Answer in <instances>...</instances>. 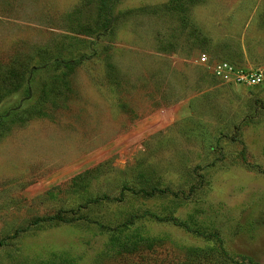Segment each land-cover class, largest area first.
<instances>
[{
	"label": "rangeland",
	"instance_id": "374dc122",
	"mask_svg": "<svg viewBox=\"0 0 264 264\" xmlns=\"http://www.w3.org/2000/svg\"><path fill=\"white\" fill-rule=\"evenodd\" d=\"M97 9L0 0V110L39 49L93 48ZM96 39L0 137V264H264V0H120ZM201 54L261 80H217Z\"/></svg>",
	"mask_w": 264,
	"mask_h": 264
},
{
	"label": "trees",
	"instance_id": "16d2710c",
	"mask_svg": "<svg viewBox=\"0 0 264 264\" xmlns=\"http://www.w3.org/2000/svg\"><path fill=\"white\" fill-rule=\"evenodd\" d=\"M97 3V19L94 22L93 35L96 40L93 42V48L89 50L86 54H80V58L72 57V60H63V58H54L46 55L45 50L39 49L37 51V56L35 59H39L40 62L33 63L29 66H22L19 70H9L5 76V83L7 86H10L12 89L6 90L7 92H19L20 98L18 101H14L10 108H5L0 110V137L3 133L6 132V129L10 124L15 122L23 121L31 116V113L39 114L41 105L46 101L47 95V80L49 79V72L57 68L64 69V71H69L73 68L75 63L87 62L91 58H98L101 50L96 49L95 45L99 40L96 38L104 37L114 30V25L117 20V6L120 0H94ZM101 39V38H100ZM108 50V47L106 48ZM83 56V57H82ZM14 69V68H13ZM23 71V72H22ZM40 72V73H39ZM41 72L48 74L47 78H43ZM20 73H25L23 79L19 77ZM93 77L91 76V79ZM40 79V80H39ZM23 80L24 82H22ZM14 93V94H15ZM10 94H5L3 97H6ZM8 98V97H7ZM3 99V98H2ZM5 100V99H4ZM23 107L22 105H26ZM32 117V116H31ZM153 190L155 187H151ZM64 216L59 211L55 214L45 217H39L36 221H50V220H62ZM203 253V252H202ZM204 256V254H203ZM240 261L246 262V264H261L257 258L252 255H241ZM223 257V256H221ZM224 259V257H223ZM208 264H222L216 263L214 260L212 262H207ZM206 264V263H202Z\"/></svg>",
	"mask_w": 264,
	"mask_h": 264
},
{
	"label": "built area",
	"instance_id": "2783aa9c",
	"mask_svg": "<svg viewBox=\"0 0 264 264\" xmlns=\"http://www.w3.org/2000/svg\"><path fill=\"white\" fill-rule=\"evenodd\" d=\"M198 60L201 63H205V66L209 68L211 75L215 79L223 82L246 83L252 85L261 80L260 73H248L241 71L226 61H217L211 65H207V59L204 54H201L198 57Z\"/></svg>",
	"mask_w": 264,
	"mask_h": 264
}]
</instances>
